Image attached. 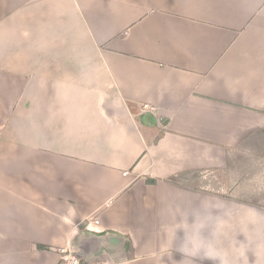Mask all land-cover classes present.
Wrapping results in <instances>:
<instances>
[{"label":"crops","instance_id":"crops-1","mask_svg":"<svg viewBox=\"0 0 264 264\" xmlns=\"http://www.w3.org/2000/svg\"><path fill=\"white\" fill-rule=\"evenodd\" d=\"M0 73V264L102 236L110 264H264V203L190 182L264 133V0H0Z\"/></svg>","mask_w":264,"mask_h":264},{"label":"rangeland","instance_id":"rangeland-1","mask_svg":"<svg viewBox=\"0 0 264 264\" xmlns=\"http://www.w3.org/2000/svg\"><path fill=\"white\" fill-rule=\"evenodd\" d=\"M68 34V33H67ZM81 35L86 36L84 39L86 47L88 50H90L91 56L97 61L99 64L94 63L95 67H97L98 75L100 76V81L103 78V75H105V78L107 80L106 74L109 73V78L112 81L113 85V91H116V77L118 75L113 72V78L110 75V71L114 70V65L117 64L114 60L111 61L109 58L108 53L105 50H99L96 49L92 43V40L87 37L86 32L81 33ZM70 38H62V49L66 52L69 50H75L79 51L80 49L77 48V36H71L69 34ZM68 41V42H67ZM61 42L59 43L58 47L61 48ZM80 48V47H79ZM86 49V50H87ZM95 51L97 53V56L93 55V52ZM90 63L89 65H91ZM24 66L27 65V62L25 61ZM8 68V67H6ZM9 70L5 71V75L9 74ZM29 74H28V73ZM1 74V73H0ZM13 76H18L19 78L16 79V82H25L33 84L34 86L39 83V80L35 78H31V70L30 69H23L18 68L17 73H12ZM3 75V73H2ZM99 81V79H98ZM99 81V82H100ZM91 82V81H90ZM89 82V83H90ZM6 84L4 82L3 78H0V111H1V128H0V135H7V133H13L12 129L7 128L10 127V124L12 123L13 117L11 115H7V110L11 108L10 103L5 102V93L6 91L3 88V84ZM89 83H83L81 80V84L83 85H89ZM93 84V83H92ZM40 85V83H39ZM32 88V87H31ZM29 89L28 94L31 96L32 93ZM4 101V103L2 102ZM19 109V108H18ZM20 123V120H17ZM233 121L229 122L230 126V132L231 129H233L234 126ZM21 124V123H20ZM5 126L6 128L3 129L2 126ZM13 137V136H11ZM215 136V140L230 144L233 143L236 138L229 136L221 137V136ZM228 149V148H227ZM230 149V150H229ZM228 153L226 155V159L223 162L224 167H217V166H210L208 169L209 171L205 172V174H208V176H212L210 180H203V183L200 184L201 179H192L190 181L192 186L202 187L206 191L212 193V194H218L220 196L225 197H236L237 199H244L248 200L250 203H264V133L256 135L252 137H247L244 139L243 142H241L239 145H237L234 148H229ZM209 152V150L207 151ZM166 156V155H165ZM186 156V154H185ZM194 154H192V157H181L179 154L174 155H167L166 157H163L164 160L168 161L173 160L174 157H176L175 164L177 162L179 163L180 158L189 162L190 164H195ZM201 170H194L193 175L196 177L197 175L200 176ZM195 181H197L195 183ZM239 198H238V197Z\"/></svg>","mask_w":264,"mask_h":264},{"label":"built area","instance_id":"built-area-1","mask_svg":"<svg viewBox=\"0 0 264 264\" xmlns=\"http://www.w3.org/2000/svg\"><path fill=\"white\" fill-rule=\"evenodd\" d=\"M145 107L148 108L149 104H145ZM56 251L59 256L56 264H110L104 259H87L70 246L59 247Z\"/></svg>","mask_w":264,"mask_h":264},{"label":"water","instance_id":"water-1","mask_svg":"<svg viewBox=\"0 0 264 264\" xmlns=\"http://www.w3.org/2000/svg\"><path fill=\"white\" fill-rule=\"evenodd\" d=\"M94 234L92 235L93 237H91V239H89V241H93L97 239L96 236H98L95 233H91ZM106 240V238H104L103 236L97 241V243L95 245H93L92 247H90V243L87 244H83L82 240L80 242H78L76 244V246L73 248L74 250H76L77 252H79L80 254H82L84 257H86L87 259H99L96 258L98 255L102 254L103 252V245H104V241ZM88 241V242H89Z\"/></svg>","mask_w":264,"mask_h":264}]
</instances>
